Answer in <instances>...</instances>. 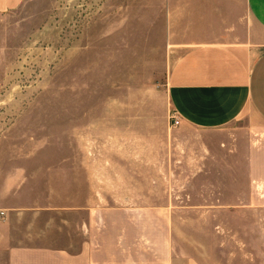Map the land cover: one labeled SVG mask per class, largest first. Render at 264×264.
Returning <instances> with one entry per match:
<instances>
[{
  "label": "crops",
  "instance_id": "crops-1",
  "mask_svg": "<svg viewBox=\"0 0 264 264\" xmlns=\"http://www.w3.org/2000/svg\"><path fill=\"white\" fill-rule=\"evenodd\" d=\"M26 1L0 0V14ZM163 14V131L84 147L62 195L7 209L0 264H187L173 221L264 212V0H164Z\"/></svg>",
  "mask_w": 264,
  "mask_h": 264
},
{
  "label": "rangeland",
  "instance_id": "rangeland-1",
  "mask_svg": "<svg viewBox=\"0 0 264 264\" xmlns=\"http://www.w3.org/2000/svg\"><path fill=\"white\" fill-rule=\"evenodd\" d=\"M163 3L27 0L0 14V212L30 205L29 194L62 195L84 147L115 150V134L143 143L163 131ZM250 213L173 221V259L264 264V212Z\"/></svg>",
  "mask_w": 264,
  "mask_h": 264
},
{
  "label": "built area",
  "instance_id": "built-area-1",
  "mask_svg": "<svg viewBox=\"0 0 264 264\" xmlns=\"http://www.w3.org/2000/svg\"><path fill=\"white\" fill-rule=\"evenodd\" d=\"M168 118H169V121H170V125L171 126H178L179 120H178L175 112L169 113ZM0 215L3 216V212H0Z\"/></svg>",
  "mask_w": 264,
  "mask_h": 264
}]
</instances>
